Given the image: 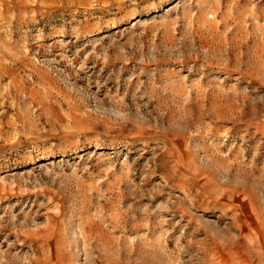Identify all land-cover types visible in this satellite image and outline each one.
I'll use <instances>...</instances> for the list:
<instances>
[{
    "label": "rangeland",
    "instance_id": "1",
    "mask_svg": "<svg viewBox=\"0 0 264 264\" xmlns=\"http://www.w3.org/2000/svg\"><path fill=\"white\" fill-rule=\"evenodd\" d=\"M0 264H264V0H0Z\"/></svg>",
    "mask_w": 264,
    "mask_h": 264
}]
</instances>
